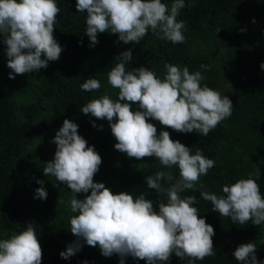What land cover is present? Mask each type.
I'll use <instances>...</instances> for the list:
<instances>
[{
  "label": "trees",
  "instance_id": "obj_1",
  "mask_svg": "<svg viewBox=\"0 0 264 264\" xmlns=\"http://www.w3.org/2000/svg\"><path fill=\"white\" fill-rule=\"evenodd\" d=\"M60 13L54 25V37L64 49L58 61L49 62L46 69L16 75L9 79L6 45L0 34V240L11 238L35 222L38 240L42 247V264H119L120 257H105L99 245H84L82 250L68 260L60 257L69 243L76 240L71 233L70 219L73 213L70 198L74 195L67 185L44 176L46 162L54 159L56 145L52 143L65 119L79 125L78 133L88 141V146L102 158L94 182H102L113 194L130 193L133 197L145 193L153 201L156 211L162 194L149 189L146 176L159 171L171 172L179 177L178 166L165 168L157 158L142 160L129 158L114 148L117 143L109 122L83 114L80 109L92 99L107 94L114 101L119 89L108 83V73L115 66L121 52L132 49L133 60L128 70L145 66L158 78L166 75L165 64L187 66L190 72L201 70V64L211 65L210 71H202L205 84L219 91L233 103V114L223 120L207 136L179 133L165 128L154 119L149 122L160 131H169L173 140L215 161L208 175L201 176L196 190L181 195H195L198 214L213 226L212 237L216 255L205 257L195 264H242L233 253L248 242L257 244V257L264 261V224L258 226L248 221L241 225L230 217L212 211L210 201L201 197L203 191L218 196L225 184H233L248 173L261 171L257 181L264 196V0H185L177 21L186 23L185 41L182 44L160 40L148 34L139 44L116 43L118 35L110 32L98 34L99 43L89 47L86 33L87 13H79L77 0H56ZM170 10L174 0H162ZM253 18L255 23H253ZM246 29L241 32L240 29ZM83 41L82 44L79 41ZM43 58V57H42ZM100 81L99 91H82L86 79ZM133 110L138 105H133ZM91 121L103 128L92 127ZM43 180L47 190L46 200L34 199L35 190L41 187L36 180ZM162 182V187H167ZM89 193H77L84 199ZM161 196V197H160ZM58 200L63 203L58 204ZM125 264H147L146 260L125 258ZM159 264H188V258L180 260L173 253L170 261Z\"/></svg>",
  "mask_w": 264,
  "mask_h": 264
},
{
  "label": "clouds",
  "instance_id": "obj_2",
  "mask_svg": "<svg viewBox=\"0 0 264 264\" xmlns=\"http://www.w3.org/2000/svg\"><path fill=\"white\" fill-rule=\"evenodd\" d=\"M185 7V0H174L170 10L162 0H77L79 13H87L86 35L89 47L99 43L98 34L110 32L118 35L116 43L140 41L151 30L160 40L182 44L185 41L186 23L177 17ZM60 8L56 0H0V34L6 45L9 79L16 75L46 69L49 62L58 61L64 50L55 39L54 25ZM253 18V23H255ZM243 33L246 29L241 28ZM80 44L83 41H79ZM43 57V58H42ZM117 63L108 73V83L119 89L118 99L105 94L92 99L80 111L99 120L109 122L117 143L114 148L126 153L129 158L142 160L155 157L165 168L178 166L179 177L171 172L159 171L146 176L149 189L162 194L156 211L153 201L145 193L137 197L121 192L113 194L102 182H94L102 158L95 146L79 135V125L65 119L56 132L52 143L56 147L54 159L46 162L44 176H53L74 195L70 198L73 213L70 231L76 240L60 252L68 260L79 253L85 244L99 245L101 254L111 257L117 254L119 264L125 258L146 260L147 264L170 261L173 253L180 260L188 258V264L216 255L213 239L215 231L206 219L198 214L195 195H184L187 190H196L201 176L208 175L215 166L213 159L203 155L201 149L192 154V149L173 140L169 131L157 135V127L149 118L159 121L165 128L179 133L193 131L207 136L223 120L233 114V103L206 84L202 71H210L211 65L201 64L200 69L190 72L187 66L165 64L163 79L145 66H126L133 60L132 49L121 52ZM264 69V62L260 64ZM100 81L86 79L82 91H99ZM138 105L133 110V105ZM92 127L103 128L91 121ZM261 178L259 168L240 178L235 183L223 186L225 195L203 191V200L210 201L213 212L230 217L241 225L252 221L264 224V196L257 181ZM162 182L168 186L162 187ZM41 187L35 190L34 199L46 200L48 193L43 180H36ZM77 199V193L87 194ZM63 201L58 200V204ZM35 222L11 238L0 240V264H42V247L38 240ZM257 244L248 242L239 245L233 256L242 264H264L256 255ZM83 264H89L87 260Z\"/></svg>",
  "mask_w": 264,
  "mask_h": 264
},
{
  "label": "rangeland",
  "instance_id": "obj_3",
  "mask_svg": "<svg viewBox=\"0 0 264 264\" xmlns=\"http://www.w3.org/2000/svg\"><path fill=\"white\" fill-rule=\"evenodd\" d=\"M227 93H228V91L225 90L224 92H222L221 95L223 96V95H226Z\"/></svg>",
  "mask_w": 264,
  "mask_h": 264
}]
</instances>
